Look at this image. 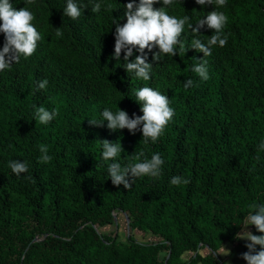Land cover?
Instances as JSON below:
<instances>
[{
	"label": "trees",
	"instance_id": "16d2710c",
	"mask_svg": "<svg viewBox=\"0 0 264 264\" xmlns=\"http://www.w3.org/2000/svg\"><path fill=\"white\" fill-rule=\"evenodd\" d=\"M10 2L33 13L42 39L31 57L0 71V264H225L220 249L237 243L249 205L264 203V151H258L264 141V0H226L222 7L213 0L206 8L174 0L166 9L189 16L193 25L214 9L227 17L226 45L212 46L204 57L206 81L191 71L204 54L188 49L196 38L188 24L180 37L185 53L155 62L145 50L153 64L147 81L127 73L123 53L119 62L112 58V20L124 15L130 0H100L113 13H93L98 0H75L84 9L75 20L64 16L67 0ZM213 31L205 26L199 38L206 42ZM4 41L0 33V49ZM44 79L48 85L40 89ZM187 79L194 85L185 89ZM145 86L167 96L174 109L156 142H145L141 131H112L107 121L89 123L101 120L105 108L142 116L134 92ZM34 106L57 115L37 123ZM104 139L120 142L124 151L104 161ZM40 145L52 157L47 163L38 159ZM133 153H143L141 160L159 153L162 174L135 178L131 189L114 185L108 164L139 162ZM12 160L27 162L28 171L18 177L8 167ZM175 176L190 182L172 185ZM115 214L128 225L125 242L101 232L116 224ZM252 226L253 234L264 235ZM136 232L157 241H139ZM185 252L194 253L188 262L181 261Z\"/></svg>",
	"mask_w": 264,
	"mask_h": 264
},
{
	"label": "clouds",
	"instance_id": "9594fccd",
	"mask_svg": "<svg viewBox=\"0 0 264 264\" xmlns=\"http://www.w3.org/2000/svg\"><path fill=\"white\" fill-rule=\"evenodd\" d=\"M174 0H130L124 6V15L119 19L113 17L112 24L115 25V45L113 59L121 60L123 53V67L127 73H131L137 79L147 81L151 79V71L153 64L148 63V52L153 53V60L159 62L161 57L166 54L176 56L185 53L186 48L180 39L184 32L185 25L188 24L190 30L196 38L191 41L188 49H195L204 54L202 59H197L198 63L194 64L191 71L196 73L202 80L209 78L207 60L204 57L211 55L212 46L217 44L224 47L227 43V36L224 35V28L227 17L223 12L213 10L193 25L190 24V17L184 16L178 18L169 15L166 9L172 6ZM196 3L206 8L213 5V0H196ZM226 0H215L217 6H224ZM161 4V7L155 8L154 5ZM113 13L112 5L100 2L94 3L92 6L93 13H100L101 10ZM82 9L75 0H67L66 7L63 9L64 16L77 19L82 15ZM113 16V15H112ZM126 18V22L121 24V20ZM33 13L25 6L17 10L14 8L10 0H0V33L5 34V41L2 49H0V71L8 69L13 63H18L21 57L27 59L37 49V41L42 39L41 34L32 24ZM207 26L212 29L213 34L204 42L199 38L201 30ZM56 36H62L60 28H57ZM158 48L159 51L153 52ZM148 50L146 52L145 50ZM187 49V51H188ZM134 51H138L139 55L134 56ZM48 80L44 79L39 82L38 87L45 89ZM194 85L192 79L184 82V88L188 89ZM135 101L141 106L143 115L133 113V118L129 117L126 110L119 108V111L113 112L105 108L101 113V120H89L91 125L102 127L107 121L108 129L112 131L128 129L133 135L137 131L142 132L143 140L147 142L149 139L154 143L160 137L164 128L174 116V109L169 106V98L161 92L151 87L145 86L134 92ZM35 108L34 119L37 123L48 124L57 115L56 111H49L44 106ZM102 144V159L104 161L113 160L119 153L124 151L120 142H110L107 139L100 140ZM39 150L41 156L38 158L41 163L49 162L52 157L48 155L46 145H40ZM258 151H264V141L258 145ZM143 153H133L132 160L139 162H129L127 165L116 160L108 164V179L116 186L123 185L125 189H131L132 181L135 178L149 176L158 178L163 172L164 160L159 153H155L150 159L144 158ZM259 159V156H257ZM8 167L18 177L20 174L28 171L27 162L19 160L9 161ZM190 181L180 176L171 178L172 185L187 184ZM250 211L244 216L243 223L240 225L242 231L235 236L236 240L248 241L246 243L247 252L242 253V259L247 264H264V235H255L249 230V226L254 225L259 233H264V203H253L249 205ZM260 249H257V246ZM223 255H231V251L224 247Z\"/></svg>",
	"mask_w": 264,
	"mask_h": 264
},
{
	"label": "rangeland",
	"instance_id": "374dc122",
	"mask_svg": "<svg viewBox=\"0 0 264 264\" xmlns=\"http://www.w3.org/2000/svg\"><path fill=\"white\" fill-rule=\"evenodd\" d=\"M115 216H116L117 225L111 224L110 226L103 228L101 232L103 234H111L113 236H117L119 237L118 239L120 241L125 242L129 234L128 225L123 215L115 214ZM249 230L254 232L253 226H249ZM134 235L136 239L139 241L150 242V243L157 241L156 237L149 235V234L145 235V234H140L136 232L134 233ZM246 243H248V241H244V240H238L235 245L225 243L224 246L219 251L220 257L224 261V263L225 264H247V261L242 259V253L246 252V249H245ZM224 247L231 251V255H228V256L223 255ZM200 253L203 257H207L209 256L210 251L208 249H202ZM193 256H194L193 252H185L181 257V261L188 262ZM164 257H165V253L160 254V260L164 259ZM197 264H203V263L199 261Z\"/></svg>",
	"mask_w": 264,
	"mask_h": 264
}]
</instances>
